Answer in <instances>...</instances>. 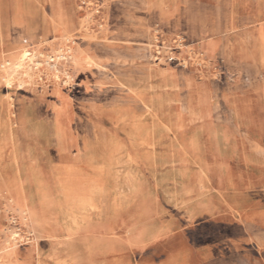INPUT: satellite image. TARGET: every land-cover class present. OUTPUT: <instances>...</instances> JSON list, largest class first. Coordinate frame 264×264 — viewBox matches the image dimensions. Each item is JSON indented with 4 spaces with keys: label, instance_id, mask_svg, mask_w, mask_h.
Instances as JSON below:
<instances>
[{
    "label": "rangeland",
    "instance_id": "rangeland-1",
    "mask_svg": "<svg viewBox=\"0 0 264 264\" xmlns=\"http://www.w3.org/2000/svg\"><path fill=\"white\" fill-rule=\"evenodd\" d=\"M167 257L264 264V0H0V264Z\"/></svg>",
    "mask_w": 264,
    "mask_h": 264
},
{
    "label": "crops",
    "instance_id": "crops-1",
    "mask_svg": "<svg viewBox=\"0 0 264 264\" xmlns=\"http://www.w3.org/2000/svg\"><path fill=\"white\" fill-rule=\"evenodd\" d=\"M233 13H234V15H233L234 17L237 16V15H235L237 13V11L235 9H234ZM205 49L208 51L207 53H212V54H213V52H215L217 50L216 45L213 43L207 44L205 46ZM228 206H230V205H228ZM156 264H182V263H180L177 260H173V257H167V259L165 261H162V262L156 263Z\"/></svg>",
    "mask_w": 264,
    "mask_h": 264
},
{
    "label": "bare ground",
    "instance_id": "bare-ground-1",
    "mask_svg": "<svg viewBox=\"0 0 264 264\" xmlns=\"http://www.w3.org/2000/svg\"><path fill=\"white\" fill-rule=\"evenodd\" d=\"M44 19V18H43ZM85 33V32H84ZM78 35V34H77ZM83 39H85V38H83ZM152 42V41H151ZM29 53L27 54V52L23 55V57H22V60H21V62L24 60V59H26V58H29ZM58 58V57H57ZM28 60V59H27ZM20 62V64L18 65V64H16L15 66H16V69L18 70V69H20L21 68V66H22V63ZM3 63V62H2ZM10 63V62H9ZM16 70V71H17ZM12 73V72H11ZM15 73V72H14ZM8 75V74H7ZM10 75V74H9ZM15 75V74H14ZM19 75V74H18ZM12 77V76H11ZM14 77V76H13ZM7 79H8V76H7ZM18 81V80H17ZM40 81V80H39ZM19 83V82H18ZM11 84V83H10ZM9 84V85H10ZM256 99V98H255ZM184 107V106H183ZM149 109V108H148ZM151 110V109H150ZM154 115H155V113H153ZM166 127V126H165ZM167 128V127H166ZM172 133V132H171ZM173 134V133H172ZM153 139H154V137H153ZM154 149V148H153ZM134 159V158H133ZM199 167V166H198ZM129 173H132V172H129ZM109 175V174H108ZM131 176V175H130ZM2 178V177H1ZM124 178V177H123ZM207 178V177H206ZM119 187V186H118ZM78 188V187H77ZM120 198V197H119ZM120 200V199H119ZM123 202V201H122ZM83 223V222H82ZM77 228V227H76ZM67 231V230H66ZM53 239V238H52ZM42 240H44V239H42Z\"/></svg>",
    "mask_w": 264,
    "mask_h": 264
}]
</instances>
